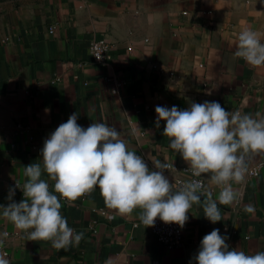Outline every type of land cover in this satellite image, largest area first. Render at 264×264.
<instances>
[{
    "label": "crops",
    "instance_id": "0c3cea01",
    "mask_svg": "<svg viewBox=\"0 0 264 264\" xmlns=\"http://www.w3.org/2000/svg\"><path fill=\"white\" fill-rule=\"evenodd\" d=\"M245 28L264 41V0H0V204L10 202L13 182L23 186L27 165L43 168L44 140L74 112L85 128L115 126L150 168L149 154L167 163L171 183L187 179L189 165L169 147L165 122L156 127L155 107L214 100L264 117V66L234 55ZM92 40L108 44L103 65L93 60ZM263 159L254 154L247 166ZM203 175L204 199L209 191L217 199L220 189ZM42 178L52 190L55 182L46 172ZM233 187L240 201L219 205L222 220L215 224L205 218L203 200L193 204L177 247L161 245L139 209L129 215L109 209L97 186L71 204L61 201L69 226L84 232L78 246L65 251L28 240L0 216V233H8L0 251L10 264H105L109 257L111 264H195L201 239L214 228L232 248L264 251V171ZM23 198L15 187L13 199ZM248 204L253 213L244 211Z\"/></svg>",
    "mask_w": 264,
    "mask_h": 264
},
{
    "label": "clouds",
    "instance_id": "9594fccd",
    "mask_svg": "<svg viewBox=\"0 0 264 264\" xmlns=\"http://www.w3.org/2000/svg\"><path fill=\"white\" fill-rule=\"evenodd\" d=\"M237 41L236 57L253 66H264L260 33L245 28L238 33ZM155 112L156 127L165 122L163 135L169 138V147L188 163L193 176L209 174L207 178L220 189L217 199L211 191L204 199L199 180L188 181L177 189L164 174L167 163L149 154L154 165L150 168L143 156L128 148L115 126L92 122L85 128L77 123L74 112L44 140L43 168L40 163L25 167L24 198L16 202L15 187L10 188V202L0 204V216L24 230L28 240L50 241L52 247L65 251L78 246L84 232L69 226L61 212V201L71 204L97 186L105 205L117 214L129 215L139 209L145 227L154 226L159 218L183 228L193 204L202 200L205 218L213 224L221 221L219 205L240 201L241 194L233 182L244 181L250 156L264 153V117L260 113L228 111L214 100L192 102L186 109L157 105ZM44 172L55 182L52 190L42 178ZM244 211L253 213L255 206L244 205ZM7 236V232L0 233V247ZM228 239L219 228L204 235L193 258L195 264H264V251L246 254L230 247ZM0 264H10L6 252L0 251ZM105 264H111V257Z\"/></svg>",
    "mask_w": 264,
    "mask_h": 264
},
{
    "label": "built area",
    "instance_id": "2783aa9c",
    "mask_svg": "<svg viewBox=\"0 0 264 264\" xmlns=\"http://www.w3.org/2000/svg\"><path fill=\"white\" fill-rule=\"evenodd\" d=\"M89 49L92 54L94 62L101 65L107 62L109 58V47L106 42L102 40H92L90 42ZM121 84H123L121 81L116 83L117 86H121ZM30 139L31 137L29 138V140ZM247 168L248 171L246 173V177H254L258 175L259 172L264 171V159L248 165ZM185 172L187 173L188 176L187 179L176 178L174 180V186L177 189L184 183L191 180H199L203 188V181L201 177L193 176L190 169H185ZM12 184L14 185V187H16L17 184L18 185V187H16L17 190L23 193L22 191L23 186H21L18 182H13ZM99 212L101 215H104L105 209H100ZM147 227H149L151 233L154 235L156 240L164 247L172 248L183 244V228H180L175 223H166L160 220L159 218H157L154 226H147Z\"/></svg>",
    "mask_w": 264,
    "mask_h": 264
}]
</instances>
